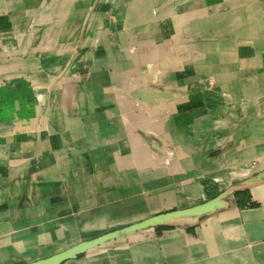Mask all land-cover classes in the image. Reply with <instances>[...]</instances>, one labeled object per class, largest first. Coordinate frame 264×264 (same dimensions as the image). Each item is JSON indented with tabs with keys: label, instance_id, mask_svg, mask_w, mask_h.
<instances>
[{
	"label": "crops",
	"instance_id": "1",
	"mask_svg": "<svg viewBox=\"0 0 264 264\" xmlns=\"http://www.w3.org/2000/svg\"><path fill=\"white\" fill-rule=\"evenodd\" d=\"M162 2L0 0V54L14 50L0 56V155L7 162L0 161V180H26L28 207L37 213L45 201L81 212L85 202L92 210L117 196L127 200L131 189L151 196L147 213L109 231L223 203L135 231L137 239L126 235L73 264H264V0H186L183 20L152 32L150 22L177 5ZM103 111L104 119L94 114ZM21 125L36 132L33 145L17 132ZM54 165L59 182L25 178ZM115 173L122 179L112 180ZM75 182L77 194L53 190ZM11 190L20 197L19 184ZM201 191L205 201L184 206ZM147 244L153 256L141 251ZM172 249L179 259H171Z\"/></svg>",
	"mask_w": 264,
	"mask_h": 264
},
{
	"label": "bare ground",
	"instance_id": "2",
	"mask_svg": "<svg viewBox=\"0 0 264 264\" xmlns=\"http://www.w3.org/2000/svg\"><path fill=\"white\" fill-rule=\"evenodd\" d=\"M185 2L186 0H183L180 4L179 7H182V8H186L185 6ZM178 4V5H179ZM199 6V5H198ZM188 9V8H186ZM164 14V13H163ZM178 21V20H177ZM55 25V24H54ZM153 25V26H152ZM152 32H158L159 33V30L161 29V25L162 23H152ZM160 25V26H159ZM51 28V27H50ZM49 28V29H50ZM48 29V30H49ZM167 32V31H165ZM245 32V31H244ZM247 33V32H246ZM216 46V45H215ZM224 48L225 50L224 51H228L230 50L229 47H227L226 45H224ZM211 49V48H210ZM213 50V49H211ZM246 50V49H245ZM14 52V50H7V51H3V53H7V54H12ZM214 53V52H213ZM37 66V65H36ZM122 66V65H121ZM53 78V77H52ZM96 114L97 117L99 118H102L103 119L105 118V116L107 117V111H103V112H99V113H94ZM90 118V117H89ZM71 121L74 123V124H77L79 125V123L76 122V120L71 117L70 118ZM98 121V120H97ZM89 124V123H88ZM81 125V124H80ZM97 126V125H96ZM101 127V126H100ZM104 127V126H102ZM26 126L25 125H21L18 129H17V132L20 134L21 138L22 139H25V140H28L26 142H33L32 140L35 138V135H36V132H30L28 131V129H25ZM12 129V128H11ZM48 130V129H47ZM44 131V130H43ZM105 131V128L103 130V132ZM74 133V132H72ZM16 135V134H15ZM49 135V134H48ZM4 136V135H3ZM67 136V135H66ZM70 137V136H69ZM73 138V136H72ZM18 139V138H17ZM35 140V139H34ZM70 140V139H69ZM33 143H31V145H33ZM2 145V144H1ZM80 145V144H79ZM10 146V145H9ZM30 146V145H29ZM84 147V146H83ZM63 150V149H62ZM23 154V153H22ZM67 156V154H66ZM66 163L70 164L72 161H68L67 160L65 161ZM67 164V165H68ZM60 165V163H59ZM71 166V165H70ZM56 169H58V165H54L50 168H47L45 170H42L38 173H36L35 175L32 176V179L30 178V176H28V180L30 179V181H41V182H48V183H52L51 180H55L58 178V175L56 174ZM72 169V168H71ZM22 170V169H21ZM119 174V175H118ZM118 174H114L112 177L113 179L112 180H115L118 179L121 180L122 177L120 175V173ZM118 175V176H117ZM16 176V175H15ZM120 176V177H119ZM124 177V176H123ZM139 177V176H138ZM60 178V176H59ZM126 178V176H125ZM148 178V175H146L145 177V180ZM37 179H41V180H37ZM135 180V179H134ZM111 184H114L111 183ZM73 186V185H71ZM70 186V189L72 188ZM54 192L58 193L57 190L53 189ZM193 190V189H192ZM190 191V190H189ZM189 191H187V193H189ZM195 191V190H193ZM260 189H256L255 190V193L258 195ZM196 192V191H195ZM128 193L131 195V197H129L127 200H123L121 199L120 201H117V202H113V203H109V205H103L102 207H98V208H94V209H90L89 208V203L88 204H85V205H88V207H84V208H89L90 210H87L85 211L84 213L82 214H78L77 217H78V220H76L77 222H74L71 224H69V226L67 227H64L63 225H60V223H58L57 225L54 224V222H58L56 221L55 219H53V217H55L57 214H53L51 215L48 219H47V223L45 224V227L46 228V231H48L46 233V235L44 234V237H41V239H34L33 237H30V238H27L25 239V241H22V242H19L18 244H13L14 246L11 245V238L13 237L12 235V232H9L10 229H17V227H22L20 225H24V226H29L31 223H32V219L30 221H25V223H20V221H10V222H7L6 220H4L5 218H7L10 214V211H8L6 208L4 207H1L0 205V229L3 230V232H6V234L0 236V244H5V254L6 256L3 257V259L5 260V262L7 264H18L19 262L22 261V258L23 256L20 255L21 251L24 249V248H21L19 247V245L21 243H24L26 245H31V244H34L36 243L35 241H42L40 243H43L45 242L46 245L42 244L43 246H47V245H52L53 247H56V246H59V245H62V242L61 241H64L63 239H66V237L70 240V238L73 240V239H76L78 240L80 237H86V236H91V235H94V234H97V233H100L102 228L105 227L106 224H114V225H118V224H123V223H126L134 218H136L137 216H141L142 214H145L147 213V211L149 210V207L151 206V200H147L145 198V195L144 194H141L139 196H136L135 195V192L131 191V190H128ZM137 194V193H136ZM232 198V197H231ZM44 199V198H43ZM158 199V198H156ZM95 201V200H94ZM149 201V202H148ZM159 201V200H157ZM24 202V201H23ZM87 203V202H85ZM93 203V202H92ZM96 203V202H95ZM5 204V203H4ZM13 205V208L15 206H22V203H15L13 201L12 203ZM25 204V203H24ZM38 204V203H37ZM47 204H49L48 201H45L44 204H42V206H47ZM223 203L219 202V201H214V202H211L208 206H202L203 204L201 205H195L193 207H198V206H201V207H198L195 209L196 212H202L204 211V209H207L208 211L211 210V209H214L218 206H221ZM31 205V204H30ZM6 207V206H5ZM193 207H190V208H193ZM19 208V207H18ZM190 208H185V209H181V210H189ZM26 213H31V211H29L27 209V207L25 209ZM74 212L73 209H70L69 210V213L70 212ZM22 212V211H21ZM186 213H190V212H186ZM30 216V214H28ZM66 212L63 213V215L61 216L63 220H65L64 218L66 217ZM69 215V214H67ZM24 216V215H23ZM33 216V215H32ZM35 217V216H34ZM59 217V216H58ZM152 218V217H151ZM150 219V218H149ZM16 220V219H15ZM68 220H70V218H68ZM19 225V226H17ZM135 225V224H133ZM54 226V227H52ZM31 227H34V223L31 224ZM52 227V228H51ZM129 227V226H128ZM36 228V227H35ZM55 228V229H54ZM148 228H152V227H148ZM144 229H147V228H144ZM0 230V231H1ZM28 231H31V230H28ZM75 232L78 233V235H74ZM139 232H130L128 234V237L130 238V236H132L133 234V238L134 239H137L136 237V234H138ZM21 234V233H20ZM43 234V233H42ZM106 234V233H105ZM74 235V236H73ZM104 235V234H103ZM99 237V236H98ZM33 238V239H32ZM97 238V237H96ZM28 241V242H27ZM9 243V245H6V243ZM80 244V243H79ZM77 244V245H79ZM22 245V244H21ZM75 245V246H77ZM148 246L145 245V247H143V249L141 248V251L145 249V254L149 255L151 254L153 256V254L155 253V246L154 244H147ZM75 246L71 247V248H74ZM167 246V245H166ZM51 247V246H49ZM47 248V247H46ZM70 248V249H71ZM98 247H93L91 249H89L88 251H91V250H94ZM42 249L44 250L45 248L42 247ZM54 249V248H53ZM69 250V249H68ZM140 251V253H141ZM175 249H172V257L171 259H179L180 258V254H178L177 256H175ZM4 252V251H3ZM64 252V251H63ZM144 252V251H143ZM62 253V252H61ZM4 254V253H3ZM60 254V253H59ZM59 254H56V255H53L49 258H47V260L45 259V262H42L44 261V259H41L37 262H35L34 264H61L62 261L60 259V256H58ZM137 254V253H135ZM125 259V258H124ZM3 262V261H1ZM127 261H121V262H118L119 264H127L126 263ZM5 264V263H4ZM196 264H201V263H196Z\"/></svg>",
	"mask_w": 264,
	"mask_h": 264
},
{
	"label": "rangeland",
	"instance_id": "3",
	"mask_svg": "<svg viewBox=\"0 0 264 264\" xmlns=\"http://www.w3.org/2000/svg\"><path fill=\"white\" fill-rule=\"evenodd\" d=\"M163 2L161 3V6H160V8H163V7H166V6H169L171 3H176L177 5H174V6H172L171 7V9L169 10V11H166V13H164V15L162 16H160L159 18H157V19H155L154 21H152V22H150V23H170V21H172V20H174V23H178V21H180V20H183L184 19V16L182 17V15H178V14H181L180 12L181 11H185V10H188V9H190V8H188V9H184V8H182V7H179L180 6V2L182 1V0H162ZM134 2H137V1H134ZM179 4V5H178ZM195 7H197V6H195ZM156 12L158 13L159 11H158V9H159V5H157L156 6ZM177 16H178V18H177ZM181 18V19H180ZM178 20V21H177ZM180 23V22H179ZM48 29H49V27H48ZM47 29V30H48ZM94 34V32H91V33H89L88 35H89V38H92V37H90L91 35H93ZM174 37H176L175 35H172L171 36V38L172 39H175ZM14 53V52H13ZM2 55H8L7 53H1ZM1 54H0V56H1ZM36 61H37V66H39L40 64H39V57H38V59H36ZM170 77H168V79H169ZM195 79V78H194ZM193 79V80H194ZM193 82H196V81H193ZM209 84L211 85V86H215L216 87V82L215 81H209ZM179 89V88H178ZM180 90L183 92V90L184 89H182V88H180ZM180 90H178L175 94H177V98L178 99H180V100H182V99H184V96L181 94V91ZM202 90H206V89H204L203 87H202ZM200 88H198V91H199V93L202 91ZM207 91H212V92H218V91H216V89H212V88H209ZM219 93H223L222 91H220ZM162 95L163 94H165L166 96L168 95L167 93H161ZM223 94H225V96L226 95H228L227 93H223ZM180 115H182V116H184L185 117V109H182L181 110V113H179ZM81 125H83V124H81ZM182 126L183 125H185V123H182L181 124ZM86 126L88 127V128H91L92 126H91V123H89V124H86ZM37 135V134H36ZM24 140V139H23ZM28 141V140H27ZM29 143V142H28ZM86 145H89V144H86ZM85 145V146H86ZM85 146H84V148H85ZM87 147V146H86ZM83 148V149H84ZM3 159H2V157H1V155H0V161H1V163L3 164V165H5V162H6V160H5V162H3L2 161ZM256 163L255 164H253V166L254 167H256V166H259L261 163H260V159H255L254 160ZM7 163V162H6ZM72 163V162H71ZM70 163V164H71ZM252 170H254L253 168H251L249 171H244V174H247V173H250V171H252ZM252 173V172H251ZM27 173H25V178L28 180V177H27V175H26ZM57 174V173H56ZM58 175V178L57 179H55L54 180V182L55 181H57V182H59L60 180H61V178H62V176L60 175V172H59V174H57ZM102 174H100V176H101ZM59 176H60V178H59ZM72 177H74V178H76L77 176L74 174V175H71ZM146 176V175H145ZM23 177V175L21 176V178ZM80 177H82V176H79V178ZM135 177H133V179H134ZM101 180H102V176H101ZM140 181H142V179H140ZM73 182V181H72ZM133 182H138V181H133ZM132 182V183H133ZM13 183H17V184H19V186L21 187V191H19L20 193H19V195H20V197H12V190L10 191V187L13 185ZM29 183V182H28ZM103 182H101V184H102ZM115 183V182H114ZM25 184H26V180H18V181H13L12 179H8L7 177H4L3 179H1L0 180V205H1V207H4V208H6L8 211H10V214H9V216L7 217V218H5L4 220H6L7 222H10V221H20V223H25V221H26V223H27V221H30L32 218V223H34V227H31V224L28 226H24V225H20V226H22L21 228L20 227H17V229H10V231L9 232H12V235H13V237L11 238L12 240H11V242H9V243H11V245L12 246H14L15 244H18L19 242H22V241H25V239H27V238H30V237H33L34 239H41V237H44V234L46 235V233L48 232V231H46V228H44L45 227V224L47 223L46 221H47V219L51 216V215H53V214H57L55 217H53V219H55L56 221H58V222H54V224L55 225H57L58 223H60V225H63V222L64 221H67L68 220V218H71L72 217V215H74V214H76V215H80V214H82V213H84L85 211H87V210H90L91 209V207L89 206V208H84L83 209V211H81V212H77L76 210H75V208L74 207H72V206H70V202L69 203H66V202H60L59 203V201H57L56 203H53L52 201L49 203V204H47V206H42V209L40 210V212L38 211V213L36 212V211H34V212H36V213H34V212H32L33 211V208H29L28 207V200L27 199H29V197H30V194H29V190H30V185H29V187L27 186V190H25ZM193 184H196V183H193ZM191 185V184H190ZM190 185H187V186H184V187H181L179 190H183L184 188H187V187H190ZM72 188L69 190V189H65V188H63V187H56V188H54L55 190H57V192H58V194L59 195H61V194H63V193H66V191L68 190V191H70V194H72L73 192L74 193H76L77 194V190L80 192L81 191V185L80 184H78V182H75V184L73 185V186H71ZM107 187H110V186H107ZM198 189V188H197ZM189 190V189H188ZM199 190V189H198ZM131 191H134V192H136V190L135 189H131ZM186 191H187V189H186ZM200 191V190H199ZM138 192H140V193H138ZM202 192V191H201ZM201 192H199V193H197L193 198H190L189 200L191 201V202H189V204H184V206H188V205H193V204H197V203H200V202H202V201H205L206 200V197H205V194H203V192L201 193ZM138 195H136V196H139V195H141V194H144V192H143V189H141V191L140 190H138L137 192H136ZM162 199H163V196L162 195H159ZM131 197V196H130ZM151 197V196H150ZM150 197H146L147 198V200L150 198ZM115 199V200H114ZM119 198H118V196L117 197H115V198H112L111 199V202L112 201H117ZM13 201L15 202V203H22V206H15L14 208H13ZM24 201V202H23ZM110 202V203H111ZM5 203V204H4ZM25 203V204H24ZM85 204H88V203H84V207H88V205H85ZM57 205H59V207H57ZM104 205H109V203L108 204H104ZM6 206V207H5ZM19 207V208H18ZM27 207V209L29 210V211H31V213H26L25 212V210H23V209H25ZM68 208L69 210L70 209H73L74 210V212L72 211V212H70L69 213V210L68 211H65L66 212V217L64 218L65 220H63L62 219V215H63V213L62 214H59L58 213V211H57V208ZM22 211V212H21ZM174 211H178L177 209L176 210H174ZM64 212V213H65ZM28 214H30V216L28 215ZM67 214H69V215H67ZM24 215V216H23ZM33 215V216H32ZM35 216V217H34ZM59 216V217H58ZM78 218V217H77ZM16 219V220H15ZM69 221V220H68ZM133 221V219L132 220H130V221H128V222H126V223H123V224H118V225H116V226H114V224L112 223V224H106L105 225V227L104 228H102V230H101V232L100 233H103V234H105V232L106 233H109V232H112V231H116V230H119V229H122V228H119V229H115V230H111V231H109L110 229H114V228H116V227H118V226H124V225H126V224H129V223H131ZM142 221H144V220H142ZM142 221H139V222H137V223H140V222H142ZM25 223V224H26ZM73 223V222H72ZM136 224V223H135ZM110 225V226H109ZM133 225V224H132ZM17 226H19V225H17ZM128 226H131V225H128ZM128 226H126V227H128ZM36 227V228H35ZM52 227H54V226H52ZM51 227V228H52ZM124 228V227H123ZM55 229V228H54ZM1 230V229H0ZM28 230H31V231H28ZM7 232V231H6ZM6 232H3V230H1L0 231V236H2V235H4V234H6ZM21 233V234H20ZM43 233V234H42ZM98 234V233H97ZM103 234H101V235H103ZM100 234L99 235H91V236H86V237H80L78 240H76V239H71L70 238V240L66 237V239H63L64 241H61L62 242V245H59V246H56V247H53L52 245H47V246H43L42 244H44V245H46L45 244V242H43V243H40V242H42V241H35L36 243H34V244H31V245H26V244H24V243H21L20 245H19V247H21V248H24L22 251H21V253H20V255L21 256H23V258H22V261L21 262H19L18 264H32V263H35V262H37V261H39V260H35V259H42L43 257H45V256H49V257H51V256H53V255H56V254H59V253H61V252H58V251H60V249L61 248H64V247H66V246H68L69 245V243H71V245L72 244H74V243H76V242H78V241H80L81 239H84V238H89V237H98V236H101ZM126 235H128V234H125V235H123V236H121L120 238H118V239H114V240H112V241H109V242H107V243H105V244H103V245H100V246H98V247H102V246H104V245H111V244H114V243H117V242H119V240H121V239H123L124 237H126ZM32 238V239H33ZM92 239H94V238H92ZM91 239V240H92ZM67 240H69L70 242H67ZM89 241V240H88ZM28 242V241H27ZM84 242V241H83ZM9 243L7 242L6 243V245H9ZM14 244V245H13ZM5 244H0V264H7L6 262H5V260L3 259V257L4 256H6V254H5V246H4ZM77 245V244H76ZM49 246H51V247H49ZM75 246V245H74ZM42 247H44L45 249L43 250L42 249ZM47 247V248H46ZM73 247V246H72ZM54 248V249H53ZM71 248V247H70ZM70 248H68V249H70ZM96 249H98V248H96ZM4 251V252H3ZM66 251V250H65ZM92 251V250H91ZM87 252V251H86ZM86 252H83V253H81V254H79L78 256H77V258L79 257H83L84 255H85V253ZM4 253V254H3ZM49 257H45V258H43V259H47V258H49ZM1 261H3V262H1ZM66 261H68L66 264H73V259H69V260H66ZM65 261H63L61 264H63Z\"/></svg>",
	"mask_w": 264,
	"mask_h": 264
},
{
	"label": "water",
	"instance_id": "4",
	"mask_svg": "<svg viewBox=\"0 0 264 264\" xmlns=\"http://www.w3.org/2000/svg\"><path fill=\"white\" fill-rule=\"evenodd\" d=\"M209 204H204L202 206L206 207ZM198 207H201V206H198ZM198 207H193V208H190L189 210L188 209L187 210H178V211H173L170 213L160 214V215L154 216V217H152L150 219H146L140 223H136L135 225H131L129 227H124L122 229L106 233L104 235H101V236L94 238L92 240H89V241H84V242L80 243L79 245L75 246L74 248H71L69 250H66V251L60 253L58 256H60V259L62 262L69 260V259H74L79 254L86 252L93 247H98V246L103 245L109 241H112L114 239H118L125 234H129L130 232L139 231V230H142V229L148 228V227H154L156 225L166 223L167 221H169L171 219L200 215V214L208 211L207 209H204V211H202V212H196L195 209ZM186 212H190V213H186ZM42 262H45V259ZM32 264H34V263H32ZM41 264H43V263H41Z\"/></svg>",
	"mask_w": 264,
	"mask_h": 264
},
{
	"label": "trees",
	"instance_id": "5",
	"mask_svg": "<svg viewBox=\"0 0 264 264\" xmlns=\"http://www.w3.org/2000/svg\"><path fill=\"white\" fill-rule=\"evenodd\" d=\"M243 197H242V199H240L241 201H240V205L242 206V207H244V206H247V204H246V202L248 201L247 199V195H242Z\"/></svg>",
	"mask_w": 264,
	"mask_h": 264
}]
</instances>
